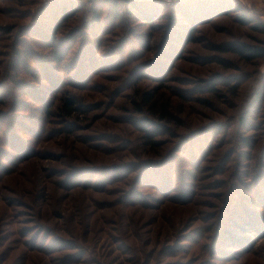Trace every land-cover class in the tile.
Here are the masks:
<instances>
[{
	"label": "rangeland",
	"instance_id": "1",
	"mask_svg": "<svg viewBox=\"0 0 264 264\" xmlns=\"http://www.w3.org/2000/svg\"><path fill=\"white\" fill-rule=\"evenodd\" d=\"M109 1L0 0V264H264V0Z\"/></svg>",
	"mask_w": 264,
	"mask_h": 264
},
{
	"label": "trees",
	"instance_id": "2",
	"mask_svg": "<svg viewBox=\"0 0 264 264\" xmlns=\"http://www.w3.org/2000/svg\"><path fill=\"white\" fill-rule=\"evenodd\" d=\"M91 1H93V0H91ZM124 2L126 3L124 6L127 5L128 7H131L130 12H133L134 9L137 10V14L141 13L143 11V10L141 11L139 5L136 2H133V0H124ZM108 3L111 6V9H112L113 13L115 15H117L119 13V9L117 8L118 4L116 3V1L115 0H110ZM145 14H147V13H145ZM145 14H141L142 15L141 19H145L146 18ZM94 19L95 20L98 19V14H96L94 16ZM51 37L54 38V35H51ZM237 51L238 52H242L241 48H237ZM243 55L245 56V55H248V54L243 53ZM261 55H264V54H261ZM58 58H59V54H58V52H55V59H58ZM143 98L146 101L150 99V97L148 95H145V94L143 95ZM63 103H64L63 106H62L63 110L67 114L71 113L73 110L76 109L75 107H77L76 100L74 98H72L71 96L65 97L64 100H63Z\"/></svg>",
	"mask_w": 264,
	"mask_h": 264
}]
</instances>
